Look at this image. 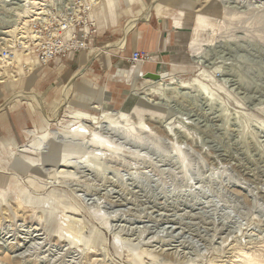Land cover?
Masks as SVG:
<instances>
[{
  "label": "rangeland",
  "instance_id": "rangeland-1",
  "mask_svg": "<svg viewBox=\"0 0 264 264\" xmlns=\"http://www.w3.org/2000/svg\"><path fill=\"white\" fill-rule=\"evenodd\" d=\"M54 4L72 28L188 16L161 56L131 49L170 83L115 100L39 67ZM0 264H264V0H0Z\"/></svg>",
  "mask_w": 264,
  "mask_h": 264
},
{
  "label": "crops",
  "instance_id": "crops-1",
  "mask_svg": "<svg viewBox=\"0 0 264 264\" xmlns=\"http://www.w3.org/2000/svg\"><path fill=\"white\" fill-rule=\"evenodd\" d=\"M197 1L198 0H183V6L192 7ZM188 18L187 16L181 19V21L180 19H175L174 21L167 22L164 19H158L156 17L155 22H139L136 23V26L135 22L138 19H131L123 27L119 26L118 20H109L108 23L106 22L100 25L97 31L98 34L92 39V44L96 52L90 56L88 61H84L81 55H76L65 62L66 67H79V70L74 73L69 83L81 73L84 75L86 71H90L89 75L93 76L92 80L95 83L101 82L99 91L105 89L110 93L111 97L116 100L118 99V94L120 95L123 90H128L127 96L129 100L130 94L133 91V84L131 90L128 89L130 86L129 83L132 81L134 82L135 78H139V76L142 75L143 69L144 72H160L161 69L160 65L154 63L131 67L128 59L133 44L137 43L136 41L139 39L141 42L146 40L149 45L146 51L154 54L158 53L159 56H161V53L168 47L171 33H175V30H183L186 28L188 25L187 22L189 21ZM130 22H133V24L131 27L129 26L127 28ZM196 23L197 21L195 24ZM180 34L185 35L183 32ZM182 44L183 36L177 42L178 46ZM150 56L154 57L155 55L152 54ZM170 57L176 61L180 56L172 54ZM87 91L88 93L92 92L90 89ZM100 95L102 99L100 103L107 106L108 95L104 92L98 93V96ZM33 99L41 106L38 98ZM35 143L29 145L31 146Z\"/></svg>",
  "mask_w": 264,
  "mask_h": 264
},
{
  "label": "built area",
  "instance_id": "built-area-1",
  "mask_svg": "<svg viewBox=\"0 0 264 264\" xmlns=\"http://www.w3.org/2000/svg\"><path fill=\"white\" fill-rule=\"evenodd\" d=\"M61 1V0H59ZM57 13L53 24L35 22L30 30V37L27 39L32 43L30 47L31 58L39 67L48 66L56 60L67 61L80 51L89 49L92 39L98 34L95 25L92 29L84 27L82 20L76 21L73 28L66 19L71 16L68 9L62 8L58 4L53 5ZM82 25V27H80ZM26 48V47H25ZM24 48V49H25ZM131 65H143L153 61L150 54L134 50L128 59Z\"/></svg>",
  "mask_w": 264,
  "mask_h": 264
},
{
  "label": "bare ground",
  "instance_id": "bare-ground-1",
  "mask_svg": "<svg viewBox=\"0 0 264 264\" xmlns=\"http://www.w3.org/2000/svg\"><path fill=\"white\" fill-rule=\"evenodd\" d=\"M154 1V0H153ZM149 16V13H146V15H145V18H147ZM152 57V56H151ZM172 59H171V57H170V61H171ZM138 65V64H137ZM137 65H133V67H136ZM161 73V75H163L162 77H164L162 80H160V81H151L154 85H156L157 87H159V86H167L170 82H167V80L166 79H168L167 78V76H168V73H163V72H160ZM141 76L142 75H140V78H141ZM144 80V79H143ZM150 81V80H149ZM171 82H174V80H172ZM175 83V82H174ZM177 86H178V84H177ZM117 112V111H116ZM54 162H56V161H54ZM18 192V194L20 195V197H24L25 198V194L22 192V191H17ZM33 201H36L35 199H33Z\"/></svg>",
  "mask_w": 264,
  "mask_h": 264
},
{
  "label": "water",
  "instance_id": "water-1",
  "mask_svg": "<svg viewBox=\"0 0 264 264\" xmlns=\"http://www.w3.org/2000/svg\"><path fill=\"white\" fill-rule=\"evenodd\" d=\"M163 75H161L160 72H142V76L141 78L144 80H150V81H160L162 80L164 77H162ZM169 77V74L167 76V78ZM125 95L127 92H124Z\"/></svg>",
  "mask_w": 264,
  "mask_h": 264
}]
</instances>
